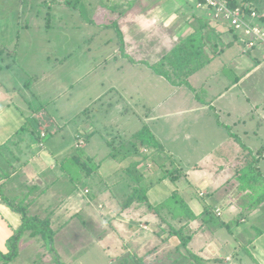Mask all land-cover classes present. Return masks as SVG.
Here are the masks:
<instances>
[{
	"label": "rangeland",
	"instance_id": "374dc122",
	"mask_svg": "<svg viewBox=\"0 0 264 264\" xmlns=\"http://www.w3.org/2000/svg\"><path fill=\"white\" fill-rule=\"evenodd\" d=\"M52 1L0 0V71L8 75V81H6L8 86L11 84L10 81H13V84L18 85L17 88H19L16 91L9 90L8 95L30 115L33 113L30 111L29 105L32 110L43 108L47 119L51 115L56 116L60 124L66 122L68 116L76 114L79 108L88 114L94 109L91 123L85 126L88 133L87 138L78 139L72 149H70L71 144L76 139L73 136L66 138L65 147L69 148L66 155L71 156L74 152L73 158L82 155L84 160L87 157L94 158L97 162L109 160L111 159V147L107 143L111 142L123 153L135 156L128 160L139 161L141 157L136 155L138 150L134 146V134L146 126L150 127L152 134L158 142L163 144L165 149V151H157L152 154L140 146L141 152L147 150L145 154L152 155L157 163V166L154 165V162L149 163V171L146 175L148 177L147 186L152 183L158 185L148 193L151 201L154 204L169 201L173 213H182L186 220H189L188 215L185 214L190 210L189 207L193 211L196 208L201 209L204 214L202 219L207 221L202 227L203 222L199 218L195 228L198 229V232L195 231L192 234L191 230H187L188 234L192 236L188 245L192 254L187 253L190 257L182 263L175 262L173 264H204L203 257L212 256L209 252V245L219 249L218 258L221 259L218 261L220 264H234V262L252 264L245 253L244 242L253 238L259 229L264 228V204L255 206L251 211L245 210L246 213H255L253 216L258 214L255 220L248 217L247 221H243L246 219V215L238 213L246 204L244 195L238 191L239 184L234 175L239 164L243 161L244 150L230 137L229 130L218 123L215 115L218 113L220 120L229 125L251 151L256 152L260 148L264 149L263 129L260 131L258 129L260 116L263 119L261 126L264 127V110L260 105L256 106L258 103L264 102V97L250 94L248 98L235 92V100L227 95L225 98L215 99V108L194 109L192 107H198L196 100L193 101L195 92H192L188 87L181 86L177 90L166 79L153 74L150 69L144 66L136 69L128 63L125 69H118L115 58H111L113 52L118 49L115 40L108 43L102 41L107 36L116 37L118 35L114 28L86 23L78 12L63 4H54ZM92 1L94 3L87 9V17L99 24L110 22L105 18L104 4L111 3V0ZM186 1L191 5L195 4L192 0ZM158 2L170 4V9L184 0H150L149 6H146L145 9H152ZM183 7L186 9L187 5ZM187 15L189 20L192 14ZM204 16L206 17L205 12ZM128 27V24L125 26V23L122 27L126 33H128ZM149 29L151 30H147L144 34H140V26L132 29V37H137L136 43H139L134 50H138L143 44L149 45V41L144 42L148 39L153 41L152 50H157L159 41L162 44L158 26H150ZM239 36L241 37V35ZM84 39H86L88 47L86 62L82 60L78 62L79 56L77 55L69 62H64L62 56L68 50V46L78 47ZM168 44L171 47L175 43L169 42ZM236 46L243 49L240 42H237ZM105 59L109 60L108 66L96 68ZM132 59L139 60L141 57L134 54ZM119 60L126 59L121 57ZM147 61L151 60L147 58ZM221 61H225V64L215 61L211 68L204 67V70L202 69L190 79L193 86L194 83L196 86L202 83L201 88H209L210 92L199 91V98L203 101L217 98L218 92L223 89L222 86L229 84L230 81L235 82L234 80H237L240 75L238 72H243L244 67L245 69L250 67L248 58L247 60H238L241 64L240 67L234 66L235 64L229 65L223 57ZM55 62H58L59 66H51ZM78 64H80L79 67ZM93 68L95 69L92 71ZM85 74H87L86 78H80ZM33 76H37V80H34ZM3 80L0 77V82ZM74 80L79 81L80 84H76V87L69 91L68 86L70 83L74 84ZM206 80L210 81L204 84ZM225 80L228 81L224 82ZM29 83H32V88L36 90L43 91V88L46 87L44 96L33 99L35 94L31 91L26 92L22 86ZM215 87L216 89L212 90ZM66 91L68 96L57 97ZM5 93V89L0 90V99H9L4 95ZM213 94L215 97H212ZM98 96H102L101 100L99 102L97 100V103L93 102L92 100ZM29 98L31 103L27 104L26 100ZM176 100L181 101L184 106H176ZM36 102L45 103L38 104ZM102 106L108 108V111L101 112ZM224 106L230 107L231 112L221 111L220 109ZM240 119L241 122H239ZM76 123H71L67 131L74 130V134H77L79 126L74 128ZM29 128L36 133L33 135L32 141L36 142L37 139H42L43 133L39 132L38 122L30 121ZM84 133L86 135L85 131ZM80 134L85 136L81 132ZM104 138H106V142ZM45 140L46 138L35 145L33 151L36 154L33 158L35 161L39 159V154L44 153ZM80 140H83L84 143H79ZM16 145L18 146V143ZM29 155L25 154L20 146L14 147V149L4 148L0 152V168L6 170L4 162L13 161L14 157L23 158L26 161L30 158ZM261 161L260 168L264 174V154ZM85 168L87 173L89 172L87 170L91 169L90 171L97 175L98 166L95 163H88V167ZM30 169H37L34 162L30 164ZM117 169L118 167L105 163L99 172L104 177L108 176V179L114 177ZM177 171H181L183 174L179 181L172 182L167 179L159 182L168 172L176 173ZM1 172L0 179L5 174L3 172L1 174ZM40 174V176L43 175V173ZM51 179L55 180L54 177ZM64 182L62 180V183ZM62 183L57 181L56 184H50L53 189L51 192L56 193L50 203L53 212L68 208V205L64 204L66 202L64 197L66 191L64 190L67 188ZM97 183L99 187H96V192L100 193L99 188L105 189L106 187L101 186L99 180ZM87 185L91 186V183H87ZM85 189L82 186L81 192L84 194L85 201L80 202L79 214L82 212L87 216V219L93 221L88 227L85 226L79 230L82 234L81 240L80 242L76 240V244L79 243L78 245H83V249L85 248L80 259L82 264H133L132 255L137 258L142 257L144 262L149 264H167L162 262V256L172 249V246L170 242H162L160 235L163 230L157 226L160 223L159 219H154L151 224L142 219L134 223L133 227L128 230L127 224L122 221L123 218L116 216L119 212L124 213L121 207L122 197L114 195L119 199L117 203L113 198H110L112 193H109L110 197L100 196V194L95 196L94 189L91 190L88 187L90 192H85ZM41 193L42 191L38 190L34 196L36 200L31 205L30 213L40 211L36 207H40L37 201ZM17 195L22 196L23 193H13L9 199ZM109 199H112V202H108ZM258 207L259 210H254ZM32 208L37 210L32 211ZM207 210H210L208 214ZM164 211L166 212L165 209ZM41 213H45V211ZM77 213L78 211L75 210V213H68V215L76 216ZM109 213L114 215L110 217ZM230 214H232L231 217ZM255 221L258 222L256 227H253ZM225 222L230 223V226H223ZM140 223L145 225L144 228L147 230L140 228ZM75 224L77 225V221ZM125 229L127 231H123ZM165 230H168V227ZM81 234H76V237L75 235L69 236L77 239V235ZM24 241L26 244L20 250L21 255L12 264H41L42 262L55 264L52 255L46 250L43 243L36 240L37 242L29 245L32 240L24 239ZM66 249L69 254L74 251L72 247L70 249L66 247ZM60 254L62 262H65L67 257ZM230 254L233 259L231 262H226L225 258ZM164 261L168 262V260Z\"/></svg>",
	"mask_w": 264,
	"mask_h": 264
},
{
	"label": "crops",
	"instance_id": "0c3cea01",
	"mask_svg": "<svg viewBox=\"0 0 264 264\" xmlns=\"http://www.w3.org/2000/svg\"><path fill=\"white\" fill-rule=\"evenodd\" d=\"M111 2H112V5L115 2H117L119 3L118 4L119 6L117 7V11L113 14L111 12H108V10L104 9L106 20L114 21L120 18L119 25L121 27L122 32L124 33V40L126 41V44L130 48L129 52L135 53L139 55L140 57H146V55L149 54V50L147 49L149 45L143 44L142 46H140L138 50H134L138 43H136L137 37L135 38L132 37L133 35L132 29L138 28L140 26L141 27L140 34H144L147 30L149 31L151 30L149 29L150 26L157 25L159 28V36L160 38H162V44L159 41L157 50L155 51L160 52L162 51L163 48L164 49L172 48L175 44L179 43L181 39H184L187 36L194 33V31L200 28L204 24L205 21L210 22L204 16L203 11L197 10L195 8V4L191 5L186 0H184V2L182 3H178L176 7L170 8V9H169V7L171 6L170 4L168 3L166 4V2H162L161 4L158 2L150 10H148L149 8H146L147 10L145 9L146 6H149L150 0H111ZM184 5H187L186 9L185 7H183ZM187 14H192L189 20H188ZM124 23H125V26L127 24L129 26L127 30L128 33H126V30H123L122 28L124 27ZM210 24L211 26L215 28L214 30L216 31V33L220 35L219 37L223 41V44H219V48L220 50L221 49L223 50L219 56L213 58L210 62L204 65V67L211 68V66L214 64L215 61H220L224 65L225 61H221L222 57L227 60V63L229 65L235 64L234 66H237V67L241 66L238 60H241V59L247 60L248 58L250 60V65H249L250 67L249 69H245L244 67L243 72H238L240 73V75L238 76L237 80H234L235 82L230 81L229 84L222 86L223 89L218 92L217 98L213 94L212 97H215V98L212 100H207V101H203L201 98H199V91L205 90V91L210 92L209 88L208 89L201 88L200 85L202 83L197 86L194 83V86H193L190 82V79L193 78L195 74L197 75V73H199L202 69L203 70L205 69L203 67L201 70H199L194 75H192L193 77L191 76L189 78V83L194 90L190 88L189 89L192 90V92H195L193 93L195 97L193 101L196 100V104L198 106V107H192V108L207 110L209 107H214V103L217 99L225 98L227 95H229L233 100H235L234 98L235 97L234 94H236L235 92H238L239 94L244 95L245 97L247 96L248 98L250 94L252 96L259 95V96L264 97V46H257L251 50H248L246 49L245 44L242 42L241 37L237 33H234L232 30H230L227 26H222V25L212 23V22H210ZM136 34H139V33H136ZM235 34H237L238 38L235 37ZM116 37L107 36L102 41L104 43H108V42L115 40L118 46V49L115 52H113L114 54L111 55V58L113 59L115 58V62L118 63V69H122V70L125 69V67L128 66V63L136 69H139L143 66L146 67L145 65H133L126 60H119V58H121L119 55V47H120L119 37L118 35ZM145 41L147 43L149 39L144 40V42ZM169 42L175 43V44L169 47V44H168ZM237 42H240L242 44L243 46L242 50L238 46H236ZM87 51H88L87 42H86V39H84L83 43L79 45L78 47L76 46L71 47V45L68 46V50L64 52L62 56V60L64 62H69L75 55H77L79 56L78 62L80 60L86 62ZM106 60L107 59L102 60L96 66V68L97 67H101V68L107 67L109 60L105 64ZM56 65L59 66L58 62L51 64V66L53 67ZM79 65L80 64H78V67ZM94 69L95 68H93L92 71ZM2 72L3 71H0L1 73L0 77L4 80L0 82V90L5 89L6 93L4 95L8 96L9 99H7L8 101L5 99L4 100L0 99V152L4 148L14 149V147L20 146L22 147V150L25 154L27 155L30 154L29 155L30 158H28V160L26 161L23 160V158L14 157L13 161L4 162L6 164L7 169L3 170L0 168V171H2L3 173H6V174H3V176L0 179V187L2 188V192L4 196L8 198H9V195H12L13 193H16V192H19L20 194L23 193L22 196L26 194H30V197L27 199L31 200L34 198L37 191L41 190L42 193L40 195L39 200L37 201L39 202L40 207H36L40 209V211L34 212L33 210H37V209H34L35 208L34 207L32 208L33 213H29V214L36 215L38 217H48L49 216L52 219V223L54 227L56 226L58 228L62 226V228H59L57 234L55 235V239H54L56 253L60 256V258H61L60 253L65 255V257H67L64 262L65 264H82L80 262L81 261L80 259H81L82 253L85 251V248L83 249V245H78L79 243L76 244V240H79V242L81 240L82 234L79 232V230L82 227H85V226L88 227L90 224H92V221H93V220L90 221L89 219H87V216L84 215V213L80 212L79 214V209L81 208V206H79L81 205L80 202L85 201V198L83 197L84 194L83 192H81L82 186L86 188L85 192H90L89 189H87L88 187H90L91 190L94 189L93 193L95 192L94 194L95 196L97 194H100V196L103 195V196L110 197L109 193H112L110 198H113V200L118 203L119 199L117 196H119V194L117 195L116 193H114L113 188H108L109 187V185L107 184L108 176L104 177V175L100 173L99 170L101 169L102 166H104L105 163L111 166H114V167H118V169L121 167V164L113 160L112 158L109 160L107 159L99 160L98 162L93 158L94 161L92 163H95L98 166V171H97V175L91 172L93 174V178L92 176H89L86 170L81 168L73 160L74 152L71 156L66 155V153L69 151L68 150L69 148L68 146L67 147L65 146H66V138L73 136V138L76 139V141L73 144H71L72 147L70 149L74 148L78 139L87 138L88 133H87V129L85 128V126L91 123V118L94 115V109L89 114L88 113L83 114L84 111L82 112L81 110H79L80 109L79 108L77 109L76 114L70 117L68 116L67 121L64 122L63 124L59 123L60 121L58 120V117L56 116L51 115L49 119H47L43 108L40 110L39 109L32 110L31 105H29L30 111L33 113L32 115H30L25 110H23V108H21L22 106L16 103V101L8 95L9 90L16 91V89H19V88H17L18 85L13 84V81H10L11 84L10 86H8L6 82L8 81L7 80L8 75ZM86 75L87 74H85L84 76H81L80 78H83V77L86 78ZM32 78L34 80H37L38 77L33 76ZM209 81L210 80H206L204 84H206ZM226 81L228 80H225L224 82ZM73 82L74 84L70 83L68 86L69 91L74 89L76 87L75 86L76 84H80L79 81L74 80ZM208 85L211 86L212 84H208ZM22 86L23 88H25L26 92L31 91L33 94H35L33 96V99H38L41 96H44V90L46 89V87L43 88V91L33 89L32 83L25 84ZM173 87L178 90L181 86H177V87L173 86ZM215 89L216 87L212 88V90H215ZM19 93H21V91H19ZM61 96H68V92L66 91L62 94H59L57 97H61ZM101 98L102 96H98L96 99H93L92 101L96 102L98 100L97 102H99ZM26 102L27 104L31 103L30 98L26 100ZM36 103L44 104L45 102H36ZM175 103H176V106H184L183 103L179 100H176ZM259 105L264 110V102L258 103L256 106H259ZM100 110L101 112H107L108 108L102 106ZM220 110L231 112V108L225 107V106L221 108ZM33 120L35 122H38L39 127H40V130H39L40 134L42 133L46 134V140L44 142L45 144L44 153H42L43 155L39 154V159H37L36 161L33 159L36 156V154L33 151H34L35 145L39 144V142H42V141H41V138L37 139L36 142L32 141L33 135L35 134H33L32 130L29 128V123L30 121H33ZM241 121L242 120L240 119L239 122ZM71 123H76V125H74V128H77V125L79 126L78 127L79 131L77 134H74V130L71 132L67 131L70 128ZM262 123H263V119L260 116L259 121H258V125H259L258 129L259 131L263 129L262 132L264 134V127L261 126ZM144 124L147 125L146 122H144ZM84 131L86 132V135ZM80 132L83 133L85 136H82ZM51 136L53 137L51 138ZM104 140L106 142V138H104ZM16 143H18V146L16 145ZM80 158L81 160H84V157L82 155L80 156ZM32 162L35 163V166L37 167L36 170L30 169V164ZM261 164H262V161L260 163V167H261ZM40 173H43V175L40 176L41 175ZM51 177H54L55 180L51 179ZM62 180L65 182L62 183ZM98 180L101 186L106 187L105 189L99 188L100 193L96 192L97 191L96 187H99V185L97 186ZM48 181L50 182L48 183ZM57 181L62 183V185L67 188L64 190L66 191V194L64 195L66 202L64 204H67L68 208L65 207L64 209L62 208V210L60 211L53 212V207L51 206L50 203H52L51 201L54 197L53 195L56 193L51 192V190L53 189L51 188L50 184L51 183L56 184ZM87 183H91V186H88ZM157 186L158 185H156L154 188H156ZM114 195H117V196H114ZM110 201L112 202V199L108 200V202ZM189 209L190 210L188 211V213H185L186 215H188L189 220L184 219L182 213H167L168 214V218H166L167 222L165 221V223L163 224V227L167 228L169 224L173 225L175 228L186 226L187 230H191L193 233L195 231L198 232V229H195V228L197 225V221H199V218L203 222L202 227L205 225V223H207V221L202 219L204 214L201 212L202 211L201 209L199 210L198 208H196L194 211L190 207ZM259 209L260 208L258 207V208H255L254 210L257 211ZM75 210L76 212L78 211L76 216L68 215V213H75ZM42 211H45V213H41ZM238 213H240V215L242 214L246 215V219H243V221H247L248 217L251 218L252 220H255L258 216V214L253 216L255 213H246V212L242 213L241 211H239ZM109 214H110V217L114 215L113 213H109ZM117 214H118L116 215L118 216L117 218H123L122 221H124V223L127 224L126 227L128 228V230L133 227L134 223L142 220L140 217H137V216H140V213H133L131 209L124 210V213L119 212ZM231 216L232 214H230V217ZM192 217L194 218L196 217V218L193 219ZM99 218H102V216L101 217L99 216ZM135 218L137 219L135 220ZM76 221H77V225L75 224ZM257 222L258 221H255V223L252 226L256 227ZM21 225H22V216L19 213L15 212L11 207H9L2 200V197L0 195V251L2 253L5 254L8 252L7 240L14 234L16 230L20 228ZM144 226L145 225H143L142 223L139 224L140 228L147 230L144 228ZM223 226L229 227L230 223L227 224L225 222V225ZM123 231H127V230L125 229ZM76 234H81V235H77V239L71 238L69 236V235H72V236L75 235L76 237ZM24 239L32 240V242H30L29 245L33 244V242H37L36 239L34 238L24 236L20 243V246H21L20 250L22 246L26 244ZM169 242L172 248H176L177 246L180 245V240L177 237H172L169 240ZM244 246H245V253L247 254V257L252 262V264H264V228L259 229L253 238H251L250 240H247V242H244ZM66 247H68L69 249L70 247H72L74 248V251L71 254H69ZM209 247H210L209 252L212 256L208 258L203 257L205 261L204 264H220V262L218 261V259H221L220 257L218 258L219 249L216 247L213 248V246L211 245H209ZM162 250H165V249H162ZM52 259L54 262L55 260H54L53 255H52ZM232 259L233 257L230 254L226 256L225 261L231 262ZM16 260L9 264L15 263ZM78 260L79 262L77 263ZM0 264H4V263L0 262ZM41 264H44V263L42 262ZM234 264H239V262H234Z\"/></svg>",
	"mask_w": 264,
	"mask_h": 264
},
{
	"label": "trees",
	"instance_id": "16d2710c",
	"mask_svg": "<svg viewBox=\"0 0 264 264\" xmlns=\"http://www.w3.org/2000/svg\"><path fill=\"white\" fill-rule=\"evenodd\" d=\"M225 1L230 8H240L245 14H250L255 11L260 17L258 22L264 26V0ZM52 3L63 4L70 7L72 10L78 12L83 21L86 23L107 28H114L119 37L120 57L125 58L133 65H145L152 71L153 74L165 78L171 85L176 87L184 85L194 90L189 83V78L201 70L204 65L210 62L213 58L219 56L223 50H220L219 48V44H223V41L219 37L220 35L216 33L214 30L215 28L211 26L210 22L205 21L200 28L194 31V33L184 39H181L180 42L175 44L172 48H163L162 51L157 52L152 50L151 45L153 41L149 40V46L147 47L149 54L146 55V58L141 57V59L135 60L132 59V55L135 53L132 54L128 52L130 48L124 40V33L119 25L120 18L104 24H99L93 19H89L86 12L89 7L93 6L94 2L92 0H53ZM109 3H105L104 8L113 14L117 11L119 3L115 2L113 5L112 2L110 4ZM235 37H237V34H235ZM137 45H139V43ZM147 58L151 61H147ZM106 62H108V59L105 61V64ZM85 112L86 111H84V113ZM215 116L219 124L229 130L230 137L244 150L243 161L239 164L234 175V178L239 184L238 191L244 195L246 205L242 207L241 212L243 213L245 210H251L255 206L264 204V174L260 168L264 149L260 148L256 152L251 151L245 143H243L241 137L237 133L233 132L230 126L224 124L220 120L217 113ZM32 132L33 134H36L34 131ZM134 139V146L137 147L138 150L136 155L141 157L139 161H134L133 159L128 160L129 158H133L135 156L123 153L120 148H116L111 144V142H108V146L111 147L110 158L119 162L121 167L115 172L114 177L108 178L107 184L109 187L111 186L113 188L114 193L117 195L119 194V197H122L121 200L123 202L121 203V207L123 210L131 209L133 213L140 212V215L142 216L140 218L145 219L149 224L153 223V220L156 218L160 220V223L156 224L163 230L160 235L162 242H169L172 237H177L180 240L179 246L168 250L167 253L162 256V262L167 264H173L175 262L182 263L190 257L187 253L192 254V252L188 249L192 236L188 234L186 226L175 228L173 225L169 224L167 226L168 230H165L166 228L163 227V224L165 223L166 218H168L167 213H173L172 206L169 204V201L154 204L148 196V193H150V190H152L156 185L153 183L148 186L146 185V180L148 179L146 175L149 171L148 165L150 162H154V165L157 166V163L152 155H147L144 151L141 152V150L142 148H145L148 150V153L150 152L153 154L157 151H165L164 146L158 142L148 126L135 133ZM140 146L142 147L141 149ZM73 159L83 169L88 167V163H92L94 161L91 157H87L83 161L78 156ZM126 161H128V163L125 164ZM90 170L91 169L87 170L89 171L87 173L89 176L92 174ZM182 177L183 174L181 171H177L176 173L168 172V174L165 175L159 182H163L167 179L172 182H176ZM0 195L2 200L9 207L22 216V225L7 240L8 252L4 254L0 251V262H3L4 264L14 262L20 255V243L22 238L24 236H28L43 243L46 250L54 256L56 264H65L56 253L54 245L55 235L57 234L59 228H62V226L55 228L53 226L52 219L49 216L38 217L36 215L29 214L31 205L35 202L36 198L34 197L33 200L30 201L27 199L30 197V194H26L24 196L17 195L16 197L9 199L12 195H9V198L4 196L1 187ZM160 208H162V210H160ZM209 212L210 210L207 214ZM192 218L195 219L196 217ZM191 233L193 234V232ZM132 258L133 264H149L144 262L142 257L137 258L132 255ZM164 260H168V262Z\"/></svg>",
	"mask_w": 264,
	"mask_h": 264
},
{
	"label": "built area",
	"instance_id": "2783aa9c",
	"mask_svg": "<svg viewBox=\"0 0 264 264\" xmlns=\"http://www.w3.org/2000/svg\"><path fill=\"white\" fill-rule=\"evenodd\" d=\"M197 10L205 12L207 19L222 26H227L238 35L246 49L264 46V26L257 20L260 18L255 11L245 14L240 8L232 9L225 0H192ZM46 134H42L43 141ZM84 143L80 140L79 143ZM147 152V150H144Z\"/></svg>",
	"mask_w": 264,
	"mask_h": 264
},
{
	"label": "bare ground",
	"instance_id": "6f19581e",
	"mask_svg": "<svg viewBox=\"0 0 264 264\" xmlns=\"http://www.w3.org/2000/svg\"><path fill=\"white\" fill-rule=\"evenodd\" d=\"M257 22H258V20H257ZM259 23V22H258ZM259 24H261V23H259ZM259 46H262V45H259ZM257 47V46H256ZM255 48V47H254ZM253 49V48H252ZM248 50H251V49H248Z\"/></svg>",
	"mask_w": 264,
	"mask_h": 264
}]
</instances>
